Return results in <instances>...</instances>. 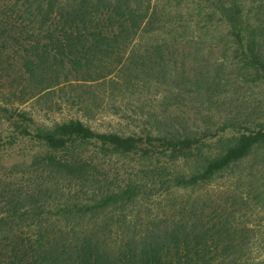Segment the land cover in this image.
Segmentation results:
<instances>
[{"label":"trees","instance_id":"trees-1","mask_svg":"<svg viewBox=\"0 0 264 264\" xmlns=\"http://www.w3.org/2000/svg\"><path fill=\"white\" fill-rule=\"evenodd\" d=\"M0 88V264H264V0H0Z\"/></svg>","mask_w":264,"mask_h":264},{"label":"rangeland","instance_id":"rangeland-1","mask_svg":"<svg viewBox=\"0 0 264 264\" xmlns=\"http://www.w3.org/2000/svg\"><path fill=\"white\" fill-rule=\"evenodd\" d=\"M73 82V81H71ZM1 89V88H0ZM76 91H73V94H76L79 89H75ZM67 96L68 93L71 92V89L66 86L63 90ZM90 91L88 92L91 93L92 95L90 96L91 99L93 97H97L96 99L102 100V105L99 108V111L95 113V115L92 118H87V115H84L82 111H77L76 108H70L67 104L59 103L61 105L59 108L53 107L52 111L48 110H39L35 111V119L39 124L43 125H51L54 122H62L69 120L70 118H79L82 120L84 123H86L90 128L98 131V132H121V133H130V130H132L133 125H127L128 119L124 117V108H119V104L116 102H113L115 104V107H111V99L113 98V95L109 85H106L104 87H98L93 90L91 88ZM3 92L0 90V93ZM116 94V93H115ZM74 96V95H73ZM54 100L60 101L58 98H55ZM108 102H110L108 104ZM107 103V104H106ZM148 101L145 100V104H147ZM23 106L30 107V102L24 104ZM92 107V106H91ZM137 106L134 104L130 105V110H135L137 111ZM47 107H43V109H46ZM128 110V109H127ZM93 111V108L91 109V112ZM118 112V113H117ZM126 114V113H125ZM5 125L1 127L0 130L4 128ZM27 149V148H25ZM23 148L22 147H17L15 151H13L12 157L16 158L18 154H22ZM3 158L8 159L6 154H2Z\"/></svg>","mask_w":264,"mask_h":264}]
</instances>
